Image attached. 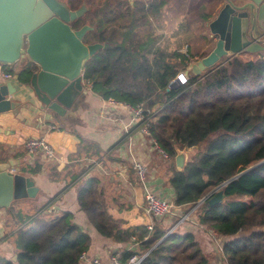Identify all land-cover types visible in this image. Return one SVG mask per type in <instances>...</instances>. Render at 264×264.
<instances>
[{"label": "trees", "instance_id": "trees-1", "mask_svg": "<svg viewBox=\"0 0 264 264\" xmlns=\"http://www.w3.org/2000/svg\"><path fill=\"white\" fill-rule=\"evenodd\" d=\"M220 1L66 2L74 9L84 2L99 8L101 18L83 41L109 45L89 56L83 79L103 98L110 96L131 105L143 102L152 109L146 115L149 130L170 154L164 176L173 189L175 207L184 212L192 209L189 213L199 223L224 237L221 250L227 264H264V50L247 59L228 54L199 74L188 69L194 55L199 59L207 54L189 41L198 32V24L206 29L205 22ZM169 2L174 3L172 10L167 7ZM165 10L176 18L164 25L161 15ZM166 27L173 28L169 35L163 31ZM183 44L186 51H179ZM2 69L29 82L36 65L26 60L15 72L6 64ZM187 69L185 82L169 86ZM176 147L196 149L183 170L174 163ZM38 169L34 165L28 172ZM219 189L224 198L210 205L209 198ZM76 194L80 209L102 235L138 241L137 251L144 254L140 264H207L191 231L170 230L161 220L151 231L145 225L121 227L108 212L96 177H85ZM15 208L16 201L8 207L12 225L7 232L20 248L18 264H79L90 238L73 221L71 212L42 214ZM132 253L127 250L119 257L125 259ZM0 264L13 262L0 258Z\"/></svg>", "mask_w": 264, "mask_h": 264}, {"label": "crops", "instance_id": "crops-1", "mask_svg": "<svg viewBox=\"0 0 264 264\" xmlns=\"http://www.w3.org/2000/svg\"><path fill=\"white\" fill-rule=\"evenodd\" d=\"M223 2L221 0L218 3L209 20L215 17ZM209 20L205 22V26ZM253 20L254 36L263 40L264 44V0L255 3ZM206 29V40L213 38L214 46L216 36L208 26ZM194 58L191 64L197 60V55ZM26 60L13 64L19 68L21 62ZM4 72L0 63V81L12 83L18 93L9 97L18 104L12 111L0 112V126L6 129L5 132H0V163H10L8 170L29 176L37 187L33 197L14 199L10 205L16 201L15 209H23L29 213L71 212L73 221L89 235L86 250L89 256H98L108 261L112 255L119 256L124 251L135 249L131 241H117L102 235L85 211L80 209L76 194L77 185L85 177H96L99 188L108 201V212L121 227L145 225L150 217L144 208L143 185L130 165V156L134 155L144 160L148 166L144 186L160 196L174 197L173 189L164 176L166 158L153 147L151 138L142 134L138 123L132 124L128 129L122 126L129 119V108L123 104H108L83 79L84 91L62 114H57L37 100L29 82L19 81L16 73L4 78ZM50 124L56 125L57 129L50 128ZM31 136H44L54 148L55 157L48 158L42 151L27 153L23 141ZM34 165H39V169L34 173L28 172ZM9 206L0 207V258H7L13 264H18L17 259L12 258L17 257L20 248L7 232L12 225ZM176 210L183 211L181 208ZM190 218L176 226L195 235L207 264H220L216 247L222 251V241L215 244L209 236V228L192 215Z\"/></svg>", "mask_w": 264, "mask_h": 264}, {"label": "water", "instance_id": "water-1", "mask_svg": "<svg viewBox=\"0 0 264 264\" xmlns=\"http://www.w3.org/2000/svg\"><path fill=\"white\" fill-rule=\"evenodd\" d=\"M257 2L224 0L215 17L207 22L210 32L217 37L215 45L191 64V72L199 74L224 55L264 50L263 40L254 36L253 31V9ZM85 10V5L71 10L59 0H0V63L13 64L25 59L34 63L36 70L29 85L37 100L57 114H62L84 91L83 70L89 56L109 45L83 41L86 31L92 28L89 24L72 28L71 21ZM177 82L178 78H174L169 86ZM17 93L11 82L0 81V112L17 107L18 103L9 97ZM5 131L0 126V132ZM195 152V148L176 147V168L183 170ZM9 164L0 163V207L9 206L14 199L33 197L37 191L32 178L11 172L7 169ZM223 198L219 189L208 202L213 205ZM12 259L16 260V256Z\"/></svg>", "mask_w": 264, "mask_h": 264}, {"label": "built area", "instance_id": "built-area-1", "mask_svg": "<svg viewBox=\"0 0 264 264\" xmlns=\"http://www.w3.org/2000/svg\"><path fill=\"white\" fill-rule=\"evenodd\" d=\"M10 72H4L3 77L9 78L11 77ZM176 78H178V82L183 83L187 79V73L185 71H180ZM108 104H123L129 108L130 115L129 119L126 122L122 123V126L125 129L131 127L132 124L138 123L139 130L142 134L147 135L151 138L153 142V147L166 159L170 157V154L167 153L164 149H162L154 137L151 135L149 130V119L146 116L152 109L150 107L145 106L143 102H140L136 105H131L127 102L117 100L113 97L105 98ZM50 128L57 129V126L54 124H50ZM23 147L27 153L33 154L36 151H42L48 158L55 157V150L52 145L45 139L44 136H31L27 137L23 141ZM130 165L132 170L134 171L135 176L143 185V201H144V208L147 214L150 217V220L145 224L147 230L151 231L153 229L154 224L157 221L164 219L168 216L172 209L175 207L174 197H163L158 195L156 192L148 189L144 186V182L147 178L148 166L147 163L137 158L134 155L130 156ZM188 214V213H187ZM170 231V230H169ZM134 238V237H133ZM132 246L135 247L133 249V253L130 254L125 259L117 256L112 255L110 256L108 261L102 260L98 256H89L87 255L86 251H82L79 255V263L82 264H140V261L144 254L138 253V241L133 240Z\"/></svg>", "mask_w": 264, "mask_h": 264}, {"label": "rangeland", "instance_id": "rangeland-1", "mask_svg": "<svg viewBox=\"0 0 264 264\" xmlns=\"http://www.w3.org/2000/svg\"><path fill=\"white\" fill-rule=\"evenodd\" d=\"M60 1H62V2H64L68 7H69V5L67 4V0H60ZM100 0H98V4L100 3L99 2ZM128 1H130V0H128ZM133 1V0H132ZM81 5H85V7H86V10L79 16V17H77L74 21H72L71 22V24H72V26L74 27V28H78V27H80V26H82L83 24H89V25H91L92 26V28H93V24L96 22V20L97 19H99V18H101V14H100V12L98 11V7H97V5L95 4V5H93V4H91V3H88V2H84V3H81ZM79 7V6H78ZM167 7L170 9V10H172V7H174V3L173 2H169L168 3V5H167ZM170 10L169 11H163L162 12V15H161V17H162V20H164L163 21V23H164V25H165V21L167 22V21H169L170 23H171V20L172 19H175L176 17L174 16V14H171L170 13ZM172 12V11H171ZM172 13H174V12H172ZM103 20V19H102ZM174 22V21H173ZM173 26H174V24H172ZM201 24H198L197 25V30H198V34L196 33L195 34V36H192L191 38L192 39H190V41H189V43H198V45L201 47V48H203L202 50V52H206V53H208L209 51H210V49H211V47L213 46V44H214V39L213 38H211V39H208V40H206V38H203L202 37V35L201 34H206V36H207V34H208V30L207 29H205L204 28V30L203 29H201ZM91 28V29H92ZM164 28V27H163ZM90 30V29H89ZM173 30V28H171L170 30L166 27L165 28V30H163L164 32H165V35H169V33H171V31ZM197 30H193L194 32H196ZM201 30H203V33L202 32H200ZM193 31H192V33H193ZM142 33H144V31H142ZM170 37V36H169ZM171 38V37H170ZM188 41V40H187ZM179 51H186V44H183L182 46H180V48H179ZM239 55H240V57L241 58H244V59H247V58H254L255 56H256V54L254 53V52H243L242 51V53H238ZM199 57V56H198ZM226 57V55H224V56H222L220 59L221 60H223L224 58ZM193 59H195L194 57L192 58V61H193ZM197 59V58H196ZM200 59V58H199ZM219 59V60H220ZM198 60V59H197ZM17 64H19V63H17ZM9 65V67H10V69L12 70V71H14L15 72V68H17V66L18 65H11V64H8ZM11 65V66H10ZM190 66H191V62H190V64H189V70H190ZM188 69L186 70V73H188L189 71H188ZM16 73V72H15ZM189 149H191V148H189ZM192 209H190V211H191ZM190 211H188V212H184V211H178V210H176V207H174L173 209H172V212L168 215V216H166L164 219H162L161 220V224L163 225V226H165V227H167V226H170L169 228H170V230L172 229V228H174V227H177L176 225H180V224H182L183 222H187V221H189L191 218H190V216L192 215V214H190L189 212ZM189 215H188V214ZM192 217H195L194 215H192ZM178 231H182L183 230V228H180V227H178V228H176ZM208 233H209V236H210V238H211V240L212 241H214L215 242V244H218V243H221L220 241H223L224 240V238L223 237H220L219 238V234H217V233H214L213 231H211L210 229L208 230ZM217 248V252H216V254L218 255V257H220V260H221V263L220 264H226V260H224L225 259V257H224V255L222 254V251H220L219 250V247H216Z\"/></svg>", "mask_w": 264, "mask_h": 264}, {"label": "flooded vegetation", "instance_id": "flooded-vegetation-1", "mask_svg": "<svg viewBox=\"0 0 264 264\" xmlns=\"http://www.w3.org/2000/svg\"><path fill=\"white\" fill-rule=\"evenodd\" d=\"M59 1H60V0H59ZM61 2H62V1H61ZM129 2H130V1H129ZM63 3H64V2H63ZM64 4H65V3H64ZM65 5H66V4H65ZM66 6H67V5H66ZM80 6H81V5H80ZM80 6H79V7H80ZM67 7H68V6H67ZM79 7L75 8V9H78ZM68 8L71 9V10H75L74 8H70V7H68ZM78 17H79V16H78ZM75 19H76V18H75ZM75 19H74V20H75ZM74 20H73V21H74ZM71 22H72V21H71ZM71 26H72V24H71ZM87 31H88V30H87ZM87 31H86V32H87ZM84 35H85V34H84ZM215 36H216V35H215ZM216 38H217V37H216ZM103 42H106V41H103ZM107 43H108V42H107Z\"/></svg>", "mask_w": 264, "mask_h": 264}]
</instances>
